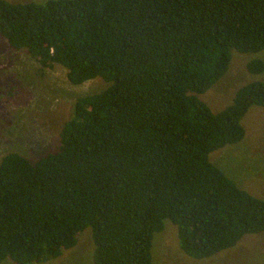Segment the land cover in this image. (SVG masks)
<instances>
[{"label":"trees","instance_id":"1","mask_svg":"<svg viewBox=\"0 0 264 264\" xmlns=\"http://www.w3.org/2000/svg\"><path fill=\"white\" fill-rule=\"evenodd\" d=\"M0 33L42 68H66L73 86L107 84L78 99L56 152L0 161V264L56 260L88 229L94 264H154L167 220L197 260L264 233V199L210 159L245 139L264 82L219 113L200 98L233 50L264 51V0H0Z\"/></svg>","mask_w":264,"mask_h":264},{"label":"rangeland","instance_id":"2","mask_svg":"<svg viewBox=\"0 0 264 264\" xmlns=\"http://www.w3.org/2000/svg\"><path fill=\"white\" fill-rule=\"evenodd\" d=\"M11 3L46 0H7ZM264 61V51L242 54L232 51L228 73L200 96L214 113L232 104L237 91L253 82H264V73L251 74L248 64ZM107 88L102 79L73 86L68 70L61 65L44 69L26 50L10 47L0 33V161L9 153H20L32 161L56 152L62 129L71 117L78 99ZM245 139L217 150L211 161L244 190L264 199V108L252 107L243 119ZM92 230H86L78 245L60 258L42 264H94ZM154 264H264V233L246 236L235 248L213 258L197 260L181 248L178 227L170 220L154 237ZM3 264H16L11 260Z\"/></svg>","mask_w":264,"mask_h":264}]
</instances>
